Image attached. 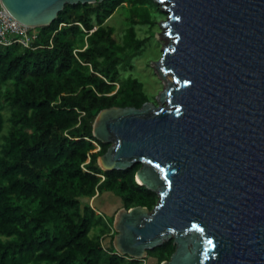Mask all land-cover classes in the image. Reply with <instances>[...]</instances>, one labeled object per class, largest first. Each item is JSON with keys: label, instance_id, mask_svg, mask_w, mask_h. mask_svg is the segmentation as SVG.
Segmentation results:
<instances>
[{"label": "water", "instance_id": "95a60500", "mask_svg": "<svg viewBox=\"0 0 264 264\" xmlns=\"http://www.w3.org/2000/svg\"><path fill=\"white\" fill-rule=\"evenodd\" d=\"M103 1L0 0V8L42 28L67 4ZM157 1L169 3L161 25L171 38L156 66L160 105L112 106L93 123L94 137L110 143L99 166L140 163L136 181L161 197L152 210H118L113 247L145 259L173 240L161 264H264V0Z\"/></svg>", "mask_w": 264, "mask_h": 264}, {"label": "trees", "instance_id": "16d2710c", "mask_svg": "<svg viewBox=\"0 0 264 264\" xmlns=\"http://www.w3.org/2000/svg\"><path fill=\"white\" fill-rule=\"evenodd\" d=\"M145 1L67 4L35 29L32 48L0 45V264H161L174 253L169 240L145 259L120 255L114 217L92 202L115 193L126 209L152 210L159 201L136 183L140 163L104 171L110 143L93 135L101 110L150 101L133 74L138 30L151 21ZM120 6L130 12L118 34L108 23Z\"/></svg>", "mask_w": 264, "mask_h": 264}, {"label": "rangeland", "instance_id": "374dc122", "mask_svg": "<svg viewBox=\"0 0 264 264\" xmlns=\"http://www.w3.org/2000/svg\"><path fill=\"white\" fill-rule=\"evenodd\" d=\"M127 1L130 3V0ZM144 3H142L144 10H141V12H143L142 19H148L150 16L151 21L138 30V35L144 40V44L142 55L134 60L135 69L133 74L144 83L145 89L150 96V101L159 106L160 104L157 97L165 90V81L161 77L156 66L157 62L164 56L165 48L171 42L169 35L164 34L168 33L167 28L161 25L162 22L170 20V12L168 10L169 3H161L157 0H146ZM129 12L130 7L120 6L113 14V17L108 24L114 26L116 33L120 34L122 30L128 27ZM165 78L168 81L172 80V77L169 75L165 76ZM163 105L166 106L167 103L165 102ZM136 183L138 182L136 181ZM157 194L160 200V194ZM115 195V193L114 195L112 193H105L94 199L92 202L94 206L95 204H98L100 208H103L104 210H111V215L113 216L118 210L123 208V204L120 202L119 198L115 197ZM106 216L111 219L110 216ZM112 227L114 229L113 225ZM116 233L117 232L115 231V235ZM94 234L95 231L91 233V235ZM103 241L104 244H109V239Z\"/></svg>", "mask_w": 264, "mask_h": 264}, {"label": "built area", "instance_id": "2783aa9c", "mask_svg": "<svg viewBox=\"0 0 264 264\" xmlns=\"http://www.w3.org/2000/svg\"><path fill=\"white\" fill-rule=\"evenodd\" d=\"M35 29L22 25L12 18L5 9L0 8V45L9 46L19 43L26 48H32L33 42L37 39Z\"/></svg>", "mask_w": 264, "mask_h": 264}, {"label": "flooded vegetation", "instance_id": "af4514ba", "mask_svg": "<svg viewBox=\"0 0 264 264\" xmlns=\"http://www.w3.org/2000/svg\"><path fill=\"white\" fill-rule=\"evenodd\" d=\"M117 212H118V211H117ZM117 212H116V213H117ZM104 213H106V214H108V215H111V210H104ZM116 213H115V214H116ZM115 214L113 215V217L115 216ZM111 216H112V215H111Z\"/></svg>", "mask_w": 264, "mask_h": 264}, {"label": "bare ground", "instance_id": "6f19581e", "mask_svg": "<svg viewBox=\"0 0 264 264\" xmlns=\"http://www.w3.org/2000/svg\"><path fill=\"white\" fill-rule=\"evenodd\" d=\"M167 28V27H166ZM170 37V36H169ZM167 75H169V76H171L172 77V75L171 74H166L165 76H167ZM172 79H173V77H172ZM137 181H138V183L139 184H141L142 185V182L140 181V179L139 178H137Z\"/></svg>", "mask_w": 264, "mask_h": 264}, {"label": "clouds", "instance_id": "9594fccd", "mask_svg": "<svg viewBox=\"0 0 264 264\" xmlns=\"http://www.w3.org/2000/svg\"><path fill=\"white\" fill-rule=\"evenodd\" d=\"M98 214H102L101 212H98Z\"/></svg>", "mask_w": 264, "mask_h": 264}]
</instances>
